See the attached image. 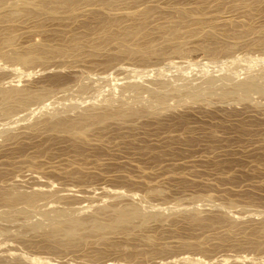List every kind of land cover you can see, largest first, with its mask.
I'll list each match as a JSON object with an SVG mask.
<instances>
[{
  "label": "rangeland",
  "instance_id": "1",
  "mask_svg": "<svg viewBox=\"0 0 264 264\" xmlns=\"http://www.w3.org/2000/svg\"><path fill=\"white\" fill-rule=\"evenodd\" d=\"M9 1L0 91L45 95L7 110L0 96V264H264V92L233 85H264V0H74L75 11L47 0L54 13L31 5L16 15ZM44 44L72 51L15 58ZM215 74L233 79L214 77L210 91L204 79ZM174 81L196 89L153 97ZM102 113L111 116H85ZM62 120L86 128L66 132ZM12 190L44 198L11 220ZM127 205L157 216L129 231L85 228L74 242L48 237L53 211L108 221Z\"/></svg>",
  "mask_w": 264,
  "mask_h": 264
},
{
  "label": "bare ground",
  "instance_id": "2",
  "mask_svg": "<svg viewBox=\"0 0 264 264\" xmlns=\"http://www.w3.org/2000/svg\"><path fill=\"white\" fill-rule=\"evenodd\" d=\"M7 1H9V0H0V4L2 5V4H4V3H6ZM11 1H13V8H14V14H15V12H16V10H18L19 8H20V6H23V7H27V6H31V5H33V7H34V9L36 10V12H45L46 13V11H50L51 13H54V12H52V8L54 7H52V8H50L49 6H51V5H49V4H51V3H49L48 4V2L49 1H47V0H41V2H39V3H37V4H35L32 0H11ZM32 1V2H31ZM40 1V0H39ZM83 1V0H82ZM88 1V0H87ZM255 1H258V0H255ZM254 1V2H255ZM263 1V0H262ZM10 2V1H9ZM35 2H38V1H35ZM61 2H62V0H61ZM67 3L71 8H69V10L71 9V10H74L75 9V7H76V2L74 1V0H65V1H63V3ZM80 3H81V1H79ZM85 2V1H84ZM89 2V1H88ZM260 2V1H259ZM104 3V2H103ZM7 4V3H6ZM61 4V3H60ZM109 4V3H108ZM5 5V4H4ZM79 5V4H78ZM104 5H105V3H104ZM198 5V4H197ZM11 6V5H10ZM57 6V5H56ZM22 7V8H23ZM62 7V6H61ZM197 7V6H196ZM6 8V7H5ZM22 8H20L21 10H22ZM29 8V7H28ZM31 8V7H30ZM29 8V9H30ZM64 8V7H63ZM65 8H67V6H65ZM25 9V11H26V8H24ZM80 9V8H79ZM181 9V8H180ZM187 9V8H186ZM31 10L34 12V13H36L35 12V10H33L32 8H31ZM31 10H28V12L27 13H29ZM58 10V9H57ZM182 10V9H181ZM20 11V10H19ZM18 11V13H20ZM24 11V12H25ZM53 11H55V7H54V10ZM75 11V10H74ZM149 11V10H148ZM188 11V10H187ZM187 11H181V13L182 14H186L187 13ZM11 12V11H10ZM10 12H8L7 14H9ZM49 12V13H50ZM145 12H147V11H145ZM196 12V11H195ZM17 13V14H18ZM44 13V14H45ZM92 13V12H91ZM149 13V12H148ZM151 13V12H150ZM149 13V14H150ZM189 13V12H188ZM12 13H10V16H11V18L13 17L12 15H11ZM13 14V15H14ZM29 14H31V13H29ZM36 14H38V13H36ZM43 14V15H44ZM47 14V13H46ZM78 14V13H77ZM145 14H147V13H145ZM148 14V15H149ZM16 15V14H15ZM34 15V14H33ZM39 15H41V14H39ZM51 15V14H50ZM178 15V14H177ZM190 15V14H189ZM18 16V15H17ZM32 16V15H31ZM37 15H35V17H36ZM182 16V15H181ZM11 18H9V19H11ZM183 19H185V18H183ZM182 19V20H183ZM119 20V19H118ZM181 20V21H182ZM184 21V20H183ZM117 22V21H116ZM106 23V22H105ZM108 23H109V21H108ZM111 23H112V21H111ZM114 24V23H113ZM111 25V24H110ZM106 26H109V25H106ZM105 26V27H106ZM108 28H109V30L111 29L110 28V26L109 27H107V29L106 30H108ZM175 29V28H174ZM252 29V28H251ZM108 30V31H109ZM127 32V31H126ZM133 32H136L135 30L133 31ZM173 32V31H172ZM256 32V31H255ZM110 33V32H109ZM174 33V32H173ZM264 33V32H263ZM127 34V33H126ZM129 34H131V33H129ZM131 35H134V33L133 34H131ZM174 35V34H173ZM108 36H110L109 34H108ZM112 36H114L115 37V35H112ZM118 37V36H117ZM122 37V36H121ZM13 38V37H12ZM11 37H8L7 39H6V42H10L11 41V39H12ZM109 38V37H108ZM111 38V37H110ZM263 42H261V45H262V43L264 44V35H263ZM76 40V42L78 41L77 40V38L75 39ZM125 40V39H124ZM73 42H75V41H73ZM72 43V42H71ZM12 44V43H11ZM73 44V43H72ZM78 44V43H77ZM81 44V43H80ZM39 45H41V44H39ZM43 45V44H42ZM46 44H44V46H38V47H36V48H34L33 47V52L30 50V49H28V50H30L31 52V54L30 53H28V54H25V53H23V54H17L16 56H15V58H17L18 59V61L20 60L21 61V63L22 62H32V61H35V60H37L38 58H43V56L45 57V56H48V55H50L51 56V54L53 55V53H55V55L56 54H58L59 53V55L60 54H65L69 49H61V48H64V47H61V48H56V47H53V45H52V47H50V46H45ZM48 45V44H47ZM69 45V44H68ZM71 45V44H70ZM37 46V45H36ZM73 46H74V44H73ZM263 47H264V45H262ZM67 46H65V48H66ZM77 47H79V45H77ZM82 47V46H81ZM75 48L76 47H74V50H75ZM95 48V47H94ZM126 49V48H125ZM139 49V48H138ZM14 50V49H13ZM27 50V49H26ZM71 51H72V49H70ZM70 50L68 51V52H70ZM216 50H217V48H216ZM34 51H36L35 53L36 54H32V53H34ZM79 51V50H78ZM78 51H76V52H78ZM95 51V50H94ZM128 51V50H127ZM214 51V50H213ZM7 52V51H6ZM13 53V52H12ZM16 53V52H15ZM17 53H19V52H17ZM74 54H76L75 52H73ZM67 54V53H66ZM5 55V54H4ZM10 55V54H9ZM64 56V55H63ZM11 59V58H10ZM26 64V63H25ZM204 67V66H203ZM217 68V67H216ZM211 69V68H210ZM218 69V68H217ZM212 70V69H211ZM215 70V69H214ZM219 70V69H218ZM222 70V69H221ZM196 71V70H195ZM202 72V71H201ZM199 73V72H198ZM209 73H212V71L211 72H209ZM219 73H221V72H219ZM188 74V73H187ZM193 74V73H192ZM214 74V73H213ZM231 74V73H230ZM195 75V74H194ZM199 75V74H198ZM216 75V74H215ZM229 77H228V76ZM178 76V75H177ZM196 76V75H195ZM200 76V75H199ZM198 76V77H199ZM208 76V75H207ZM219 76V75H218ZM222 76H227V80H228V82H229V80H232L233 78L232 77H230L231 75H229V74H225V75H220L219 77L221 78ZM174 77V76H173ZM189 77V76H188ZM217 77V75L216 76H209L207 79H204V81H205V85L207 84V87H206V89L208 88V90L210 89V91L212 90L211 89V87H213V86H215V83H216V81H215V78ZM223 77V78H224ZM181 78V77H180ZM179 78V79H180ZM195 78V77H194ZM218 78V77H217ZM216 78V80H218ZM223 78H221V79H219V80H223L224 82L226 81V80H224ZM229 78H231V79H229ZM162 79H164L163 77H162ZM161 79V80H162ZM248 79V78H247ZM246 79V80H247ZM218 80V81H219ZM237 80V79H236ZM242 80V79H241ZM239 81L238 80V82L235 84H233L234 85V88H235V90H237V91H243V92H250L251 90L252 91H259L260 93L261 92H264L263 91V86L264 85H261V84H256L257 82H252V83H250L251 81L249 80H247V81H245V80H242V81ZM191 81V80H190ZM197 81V80H196ZM234 81V80H233ZM233 81H231V82H233ZM161 82V81H160ZM175 82V81H174ZM195 82V81H194ZM227 82V83H228ZM181 83V82H180ZM186 83H188L187 81L186 82H184V84L182 83V84H179V85H176V82H175V85H173L174 83L172 82V85H164V86H162L161 87V89H159V90H157V88L156 89H154L153 87V89L151 90V92H152V95H153V97H155V98H157V99H160V98H162V94H163V90L164 89H172L173 88V90H175V91H181L182 89H184V88H189V85H187ZM204 83V82H203ZM222 83V82H221ZM143 84V83H142ZM196 84V83H195ZM220 84V83H219ZM218 84V85H219ZM230 83H228V85H229ZM137 85V84H136ZM139 85V84H138ZM158 85V84H157ZM204 85V84H203ZM221 85H223V83L221 84ZM221 85H220V87H221ZM228 85H226V86H228ZM141 86V85H140ZM146 87H148V86H146ZM223 87H224V85H223ZM230 87V86H229ZM233 87V86H232ZM232 87H230V88H232ZM195 88V87H194ZM197 88H199L198 86H197ZM205 88V87H204ZM215 88V87H214ZM213 88V89H214ZM226 88V87H225ZM233 88V89H234ZM15 90H8V91H3V90H1L0 92H1V94H0V96L1 97H3V101H4V103H2L3 104V109H4V106H6V103L8 102V105H9V102L13 99H15V102H16V100H17V104H20V105H27L32 99H33V97H35V96H37L36 94H35V96H33L32 94L30 95V92L28 93V92H26V91H24V90H20V89H16V88H14ZM131 89V88H130ZM142 89V88H141ZM190 89V91L191 90H195V89H193V86H192V88L190 87L189 88ZM188 89V90H189ZM226 89H229V88H226ZM6 90V89H5ZM44 91H46V90H44ZM135 91V90H134ZM142 91V90H141ZM165 91V90H164ZM228 91V90H227ZM226 91V92H227ZM251 91V92H252ZM42 93H43V91H42ZM46 93V92H45ZM137 93V92H136ZM40 94V93H39ZM45 95V94H44ZM44 95H40L39 97L40 98H43V96ZM33 96V97H32ZM49 96H50V94H49ZM39 97H35V99L36 98H39ZM1 99V98H0ZM12 100V101H13ZM11 101V102H12ZM46 101V100H45ZM14 102V103H15ZM38 102H40V101H38ZM15 103V104H16ZM15 104H12V105H15ZM11 105V104H10ZM19 105V106H20ZM112 105V104H111ZM18 106V105H17ZM109 106V105H108ZM114 106H117V105H114ZM13 107V106H12ZM15 107V106H14ZM73 107V106H72ZM2 108V107H1ZM0 108V109H1ZM7 108H10V107H8L7 106ZM115 108V107H114ZM2 109V110H3ZM5 109H6V107H5ZM4 109V110H5ZM13 109V108H12ZM120 109H122V108H120ZM7 110V109H6ZM9 110V109H8ZM109 110V109H108ZM1 111V110H0ZM68 111V110H67ZM119 112H120V110H118ZM122 111V110H121ZM62 112V111H61ZM107 112V111H106ZM126 112V111H125ZM128 112H130V111H128ZM136 112H138V111H136ZM62 113H64V112H62ZM86 114V113H85ZM118 114V113H117ZM59 115V114H58ZM112 115H114V113H112ZM130 115V114H129ZM55 116V115H54ZM57 116V115H56ZM86 116V118L88 119V118H92V119H97L98 121H104V119H106L107 117H109V116H111L109 113L108 114H106V113H102V114H96V115H89V114H87V115H85ZM85 116H84V118H85ZM121 116V115H120ZM137 116V115H136ZM62 117V116H61ZM119 117V116H118ZM127 117V116H126ZM83 118V117H82ZM81 118V119H82ZM110 118V117H109ZM117 118V117H116ZM120 118V117H119ZM122 118H124V117H122ZM112 119V118H111ZM107 120V119H106ZM61 121V120H60ZM64 120H62V122H59V123H57L56 122V127H58V128H62L63 130H66V132L68 131V132H74V133H76L75 131H77V133L79 134L80 132H82L83 130H85V128H86V126H84V125H80V122H79V120H78V122H63ZM80 121H82L81 122V124L84 122V120H80ZM85 122H87V121H85ZM95 122H96V120H95ZM53 123V122H52ZM87 124V123H86ZM98 124V123H97ZM53 128H55V127H53ZM84 132V131H83ZM82 132V133H83ZM70 134H73V133H70ZM76 135V134H75ZM80 135V134H79ZM11 189V188H10ZM14 190H16V189H14ZM14 190H12V191H7V192H5V194H4V198L3 199H5V202H7L11 207H12V209H11V211L10 212H6V214H5V217L6 218H10L11 220H12V218H14V217H16L15 215H26V214H28V216H29V214L30 213H32L31 211H34L35 209H33V207H35L36 208V206H37V204L36 203H38L39 201V199H41V197H40V195L42 196V198H44L43 196L44 195H42V194H40V193H32V194H27V193H25L24 191H23V193L20 191V192H17V191H14ZM43 190V189H42ZM5 191V190H4ZM46 191V190H45ZM133 191V190H132ZM158 191V190H157ZM156 191V192H157ZM35 192V191H34ZM40 192V191H39ZM53 192V191H52ZM59 192V191H58ZM108 192V191H107ZM120 192V191H119ZM118 191L116 192V194L117 193H119ZM129 192V191H128ZM45 193V192H44ZM56 193V192H55ZM3 194V193H2ZM59 194V193H58ZM124 194V193H123ZM0 195H1V193H0ZM51 196V195H50ZM60 196V195H59ZM135 196H136V194H135ZM193 196V195H192ZM61 197V196H60ZM39 198V199H38ZM50 198V197H49ZM53 198V197H52ZM57 198V197H56ZM142 198V197H141ZM205 198H207V197H205ZM2 199V200H3ZM192 199V198H191ZM209 199V198H208ZM42 200V199H41ZM179 200V199H178ZM53 201V200H52ZM235 202V201H234ZM17 203H23L22 205L24 206V207H26V208H19V209H17ZM41 203V202H40ZM57 203V202H56ZM129 203H131V202H129ZM144 203V202H143ZM191 203V202H190ZM216 203V202H215ZM219 203V202H218ZM233 203V202H232ZM49 204V203H48ZM136 204V203H135ZM1 205V204H0ZM19 205V204H18ZM21 205V204H20ZM131 205V204H130ZM130 205H127L126 207H122V208H118V209H116L115 208V214H114V216L110 219L109 218V220L108 221H102L97 215H94L93 214V217L91 216V218L89 219V220H87V219H80V218H74V217H71L70 216V214L68 213L69 211L67 210L66 211V209L65 210H56V211H53V212H51V213H54L55 212V215H53L54 216V221H53V223H51V227L48 229L49 230V233H48V237H51V238H54L55 236L56 237H58L57 235H61V236H63V237H65V240L67 239V241H69V242H74L75 240H83V239H87L86 238V236H82L81 235V233H80V231L82 230V229H85V228H87V229H89L90 230V232H92V233H97V234H104V232L106 233V232H114V231H118V230H121V231H123V230H125V231H129L130 229L132 230V228H133V221H134V219H136V218H141L142 220H143V222H144V224L147 222V219H149L150 217H151V219H152V217L154 216H157V215H155V213H153V214H151V213H147V212H145V211H143L141 208H139V207H136V206H130ZM202 205V204H201ZM209 205V204H208ZM214 205V204H213ZM225 205V204H224ZM7 206V205H6ZM47 206V205H46ZM57 206V205H56ZM138 206V205H137ZM148 206H149V202H148ZM163 206V205H162ZM175 206V205H174ZM190 206V205H189ZM227 206V205H226ZM231 206H233V205H231ZM237 206V205H236ZM240 206V205H239ZM243 206V205H242ZM3 207H5V206H3ZM42 207H44V206H42ZM41 207V208H42ZM71 207V206H70ZM150 207V206H149ZM169 207V206H168ZM193 207V206H192ZM217 207V206H216ZM238 207V206H237ZM29 208H30V213L28 212L29 211ZM145 208H146V205H145ZM153 208V207H152ZM159 208V207H158ZM167 208V207H166ZM166 208H165V210H166ZM171 208V207H170ZM175 208V207H174ZM177 208V207H176ZM181 208V207H180ZM179 208V209H180ZM191 208V207H190ZM10 209V208H9ZM32 209V210H31ZM37 209H38V207H37ZM75 209V208H74ZM81 209V208H80ZM144 209V208H143ZM227 209V208H226ZM234 209V208H233ZM244 209V208H243ZM246 209V208H245ZM48 210V209H47ZM53 210H54V208H53ZM72 210V209H71ZM101 210V209H100ZM103 210V209H102ZM109 210V209H108ZM111 210V209H110ZM192 210H193V208H192ZM247 210V209H246ZM96 211V210H95ZM106 211V210H105ZM149 211V210H148ZM179 211V210H178ZM186 211V210H185ZM191 211V210H190ZM2 212V211H1ZM5 212H3V213H5ZM40 212V211H39ZM102 212H104V210L102 211ZM157 212V211H156ZM160 212V211H159ZM177 212V211H176ZM180 212V211H179ZM178 212V213H179ZM227 212H229V211H227ZM2 213V214H3ZM41 213V212H40ZM35 214H36V212H35ZM250 214V213H249ZM42 215V214H41ZM46 215V214H45ZM72 215H74V214H72ZM159 215V214H158ZM173 215H175V214H173ZM225 215V214H224ZM12 217V218H11ZM46 217H47V215H46ZM149 217V218H148ZM153 217V218H154ZM5 218V219H6ZM25 218V217H24ZM32 218V217H31ZM34 218V217H33ZM51 218V217H50ZM195 218V217H194ZM231 218V217H230ZM38 219H40V218H38ZM200 220V219H199ZM9 221V220H8ZM14 221V220H13ZM50 221V220H49ZM1 222V221H0ZM26 223V222H25ZM43 223V222H42ZM42 223H41V221L40 222H38V223H33V225H32V227L31 228H33V229H36V230H38L39 228L41 229V228H43L42 227ZM18 224V223H17ZM22 224V223H21ZM45 224V223H44ZM50 224V223H49ZM24 226V225H23ZM48 227V226H47ZM25 228V227H24ZM87 229H85V230H87ZM43 230V229H42ZM35 231V230H34ZM39 231V230H38ZM83 231V230H82ZM81 231V232H82ZM47 232V231H46ZM87 232H89L88 230H87ZM89 232V233H90ZM1 233V232H0ZM80 234V235H79ZM84 235H86V234H84ZM62 237V238H63ZM61 238V239H62ZM64 239V238H63ZM68 244V243H67Z\"/></svg>",
  "mask_w": 264,
  "mask_h": 264
}]
</instances>
